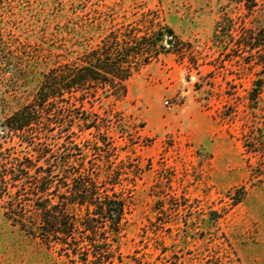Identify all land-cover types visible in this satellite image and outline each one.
Instances as JSON below:
<instances>
[{
	"label": "rangeland",
	"instance_id": "374dc122",
	"mask_svg": "<svg viewBox=\"0 0 264 264\" xmlns=\"http://www.w3.org/2000/svg\"><path fill=\"white\" fill-rule=\"evenodd\" d=\"M225 12L236 18L244 10L226 0H0L9 60L0 59V132L33 102L45 74L81 59L107 32L175 33L176 48L165 41L124 97L51 108L77 123L80 114L114 122L102 131L110 154L137 172L115 187L129 207L107 264H264V148L251 149L246 137L264 131V89L251 108L255 77L241 74L236 60L221 65L213 35ZM248 22L264 26V5ZM52 128L49 135L36 128L33 141L59 152L63 134ZM72 132L87 148L84 136H92L75 125ZM14 141L0 138V163L25 151ZM4 207L0 197V264H77L21 232Z\"/></svg>",
	"mask_w": 264,
	"mask_h": 264
},
{
	"label": "trees",
	"instance_id": "16d2710c",
	"mask_svg": "<svg viewBox=\"0 0 264 264\" xmlns=\"http://www.w3.org/2000/svg\"><path fill=\"white\" fill-rule=\"evenodd\" d=\"M226 1L244 13L236 18L223 13L216 23L213 43L220 48L221 65L236 60L241 74L255 77L247 99L250 107L256 108L264 89V26L255 27L248 19L264 0ZM167 38L176 48L171 28L151 35L133 27L107 32L95 47L85 50L81 59L67 60L45 74L33 102L2 124V140L18 139L25 146V151L14 149L0 163V197L6 218L25 235L54 247L60 256L74 263L107 264L113 259L112 246L123 232L129 207L127 198L115 187L131 180V175L136 177L137 172L123 161L116 162L117 156L110 154L111 144L102 131L114 122L107 117L83 118L80 114L77 123L75 116L67 117L60 108L56 112L52 105L70 101L81 110L85 103L101 98L124 97L126 83L160 55ZM5 49L6 43L0 37L3 65L9 61ZM54 125L63 134L59 152L33 141L36 128L49 135ZM74 125L83 135L92 136H84L87 148L74 139L73 135L79 138L72 132ZM246 137L253 143L251 149L264 148V131ZM54 153L56 162L52 160ZM88 154L98 157L95 163Z\"/></svg>",
	"mask_w": 264,
	"mask_h": 264
},
{
	"label": "water",
	"instance_id": "95a60500",
	"mask_svg": "<svg viewBox=\"0 0 264 264\" xmlns=\"http://www.w3.org/2000/svg\"><path fill=\"white\" fill-rule=\"evenodd\" d=\"M166 43H167V45H172V44H173V42H172L171 39H168V40L166 41Z\"/></svg>",
	"mask_w": 264,
	"mask_h": 264
}]
</instances>
